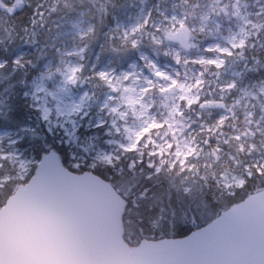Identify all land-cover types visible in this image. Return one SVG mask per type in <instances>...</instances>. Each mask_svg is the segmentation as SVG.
Instances as JSON below:
<instances>
[{"label": "trees", "instance_id": "trees-1", "mask_svg": "<svg viewBox=\"0 0 264 264\" xmlns=\"http://www.w3.org/2000/svg\"><path fill=\"white\" fill-rule=\"evenodd\" d=\"M43 1L24 0L25 5H19L21 10L18 6L15 15H6L9 23L2 15L5 17L0 21V60L4 61L0 66V110L3 112L0 113V126L17 131L27 126L26 130L20 129L22 138L16 141L26 154L40 160L44 154L54 151L69 170L92 172L109 182L125 203L122 231L130 246L136 247L143 241L186 238L234 205L264 190V170L260 171L255 166L257 159H264V96H260V104L249 116L246 100L241 95L243 88L254 86L264 77V26L243 50L226 56L223 68L213 65L203 68L204 83L198 89L199 100L189 107L183 105L178 124L184 134L200 125L219 127L215 132L205 129L199 134L201 140L185 165L178 162L172 166L159 165L155 159L153 165L148 166L144 156L137 151H117L113 165L96 163L92 166L93 148L106 146L105 126H93L92 116L98 109L97 102L94 100L89 116L78 118V129L66 141L61 135H52L47 130L39 111L25 97V92L44 62L54 58L51 39L57 20L69 21L84 11L83 16L92 24V31L79 38V45L85 50L79 84L81 87L85 82L87 87L103 93V84L96 77L92 63H101L112 57L117 66L123 67L140 51L149 50L153 18L133 37L122 40L117 38V31L113 29L114 21L116 18L127 19L132 10L130 0H73L75 5L69 4L68 7L61 4L62 0H47L56 2L57 6L53 12H45V17L39 19L42 13L39 6ZM178 1L185 3L188 18L197 12L190 7L197 0ZM199 1L207 5L216 0ZM219 6L224 8L225 4ZM220 13L226 26H238L229 8L227 11L221 9ZM257 18L264 22V13ZM193 24L189 20L188 28L191 29ZM15 32L25 38L21 40ZM18 52H24L20 64L15 63ZM233 70H237L239 75L231 76L229 72ZM231 80H235L234 86L220 87L222 82L227 85ZM170 105L164 109L169 111ZM250 122L261 123L260 130ZM75 159L81 161L78 168L73 166ZM132 161L135 166L129 169ZM158 166L160 168L156 169ZM35 170L36 165L27 179L20 182L15 179L14 170L0 167V179L8 173L14 177L0 187V207L18 185L32 177ZM235 177L244 179L245 183L234 185ZM219 179L232 185L228 188L218 186ZM204 212H207L206 217L198 219ZM192 217L198 220L194 223Z\"/></svg>", "mask_w": 264, "mask_h": 264}, {"label": "rangeland", "instance_id": "rangeland-1", "mask_svg": "<svg viewBox=\"0 0 264 264\" xmlns=\"http://www.w3.org/2000/svg\"><path fill=\"white\" fill-rule=\"evenodd\" d=\"M130 2L132 10L127 19L116 18L114 21L113 29L117 31V38L130 39L143 26L149 25L153 18L152 46L149 50L140 51L123 67L117 66L112 57L101 63H92V69L96 68V77L103 84V93L87 87L85 82L81 83V87L79 84V73L85 57L79 38L84 37L85 32L92 31V24L80 11L79 17L75 19L57 20L51 39L54 58H48L33 76L25 97L39 111L47 130L52 135H61L66 141L78 129V118L89 116L94 100L97 102L98 109L92 116L95 122L93 126H105L103 135L106 137V146L93 148L92 166L96 163L113 165L117 151H137L140 156H144L148 166H152L155 159L159 165L172 166L178 162L182 166L195 152V146L201 140L199 134L205 129L215 132L219 127L200 125L184 134L178 124L183 105L189 107L198 102V89L204 83L203 68L211 65L223 68L227 55L243 50L248 41L262 30L264 22L257 17L264 13V0H216L207 5L197 0L190 6L197 9L191 18H188L185 3L178 0ZM221 3L225 4L224 8L219 6ZM61 4L66 7L75 5L73 0H62ZM19 5L24 6V0H11L10 3L0 0V21L6 15H15L16 11L12 10ZM55 6L56 2L44 0L39 6L42 7V13L38 18H44L45 12H53ZM227 8L231 10L238 26H226L223 22L220 12L221 9L227 11ZM7 10L12 11V14ZM7 16L6 22L9 23ZM189 20L194 22L191 29L187 26ZM181 31L191 40L189 52L172 40ZM15 35L21 40L25 38L18 32ZM8 37H11L9 33ZM23 54L18 52L16 64H20ZM3 64L4 61L0 60V66ZM229 74L237 76L239 72L233 70ZM222 83L220 87L230 88L235 85V80L227 85L226 82ZM241 95L246 100L251 116L260 104V96H264V77L254 86L243 88ZM169 104L170 109L166 111L164 107ZM0 113H3L2 109ZM250 123L260 130L261 123ZM187 125L190 126L189 123ZM20 129L26 130L27 126ZM20 129L0 130V167L7 166L10 171L14 170L15 179L23 182L39 160L32 154H26L23 149L17 150L16 141L22 138ZM80 164V159H75L73 166L78 168ZM134 166L135 162L132 161L129 169ZM255 166L260 171L264 170V159H257ZM6 180L0 179V187ZM244 183V179L234 178V185ZM217 185L228 188L232 184L219 179ZM118 198L123 201L119 195ZM206 213H202L198 219L205 218ZM191 219L194 223L198 220L194 217Z\"/></svg>", "mask_w": 264, "mask_h": 264}, {"label": "water", "instance_id": "water-1", "mask_svg": "<svg viewBox=\"0 0 264 264\" xmlns=\"http://www.w3.org/2000/svg\"><path fill=\"white\" fill-rule=\"evenodd\" d=\"M172 40L192 48L184 31ZM122 202L106 180L45 154L0 208V264H264V190L186 238L136 247L123 237Z\"/></svg>", "mask_w": 264, "mask_h": 264}, {"label": "flooded vegetation", "instance_id": "flooded-vegetation-1", "mask_svg": "<svg viewBox=\"0 0 264 264\" xmlns=\"http://www.w3.org/2000/svg\"><path fill=\"white\" fill-rule=\"evenodd\" d=\"M5 9H8V7L5 6ZM12 11H14V10H12ZM10 129H11L10 127H6V126L0 127V130H2V131H10ZM4 178H7V180L5 182H11V180L13 179V177L10 175V173H8L6 176L2 177V179H4ZM1 186L3 187L4 185L1 184Z\"/></svg>", "mask_w": 264, "mask_h": 264}]
</instances>
